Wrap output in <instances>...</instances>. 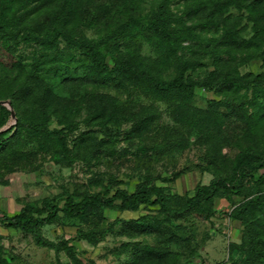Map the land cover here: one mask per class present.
I'll return each mask as SVG.
<instances>
[{"label": "rangeland", "instance_id": "obj_1", "mask_svg": "<svg viewBox=\"0 0 264 264\" xmlns=\"http://www.w3.org/2000/svg\"><path fill=\"white\" fill-rule=\"evenodd\" d=\"M6 1L0 0V10ZM75 1L80 14L89 15L86 36L108 40V70L97 72L91 59L64 41L57 49L55 39L44 46L21 35L8 39L10 67L0 64V103L14 112L7 100L12 97L20 107L12 117L0 108V133L11 129L0 144V216L17 214L24 205L48 206L42 216L53 214L39 229L51 246L0 222L5 264L261 261L253 242H262L264 251V201L255 214L242 215L248 223L229 214L236 204L264 196V169L242 164L244 156H264V1H231L217 8V23L209 25L206 12L189 15L191 5L173 0L178 19L168 32L187 36L179 44L157 32H131L130 17L148 24L157 0H144L137 13L135 6L125 9V0ZM213 5L209 1L207 11ZM24 20L26 28L37 18ZM229 29L234 38L225 35ZM40 57L47 58L45 68L55 66L39 75L51 92L41 89L34 97L26 87L18 93L27 75H16L15 61L25 58L28 65ZM123 57L134 62L112 70ZM215 72L247 86L238 92L197 87L191 99L169 87L174 79L198 82ZM38 123L43 126L36 128ZM138 186L158 189L153 199L160 196L164 204L129 210L112 199L117 189L133 193ZM68 197L85 204L82 217L64 213Z\"/></svg>", "mask_w": 264, "mask_h": 264}, {"label": "trees", "instance_id": "obj_2", "mask_svg": "<svg viewBox=\"0 0 264 264\" xmlns=\"http://www.w3.org/2000/svg\"><path fill=\"white\" fill-rule=\"evenodd\" d=\"M10 1V2H9ZM5 2V6L2 10H0V64H5L6 68L10 67V65L7 63L5 58V52L7 50L8 45L10 44V40H8L10 37H19L21 35V38H25L26 40H34L37 43L48 46V44L55 39L56 41V48H58L59 44L64 41L65 47H70L74 50H77L81 53L84 57L91 62L92 68H96L97 72L98 70L101 71L99 73H102L103 70H108L109 66L106 64L107 59V52H104V49L106 46H109L108 40L106 38L104 39H93L89 38L85 34V27L84 25L87 24V18H89V15L87 17L80 14V8L78 6V2L75 0H54L53 4L55 5V9L50 11V5L52 3V0H9ZM212 2L214 7H211L210 11H207L208 3ZM207 0L205 2L201 1V3L198 5L193 4V0H185L184 6L191 5V9H187L188 14L195 16L198 14L203 15V13H207V23H210L209 25L215 24L217 18L219 17V9H225L227 5H232L231 1L234 0ZM220 1H222L220 3ZM264 0H259L261 4H263ZM144 0H125V9L130 8L132 6H135L133 13H137L138 9L136 7L141 6ZM34 3H36L34 5ZM172 3L173 0H157L156 6L154 7V12L156 14L154 17H152V21H150L148 24H144L141 20L131 16L130 20H132L131 25V32L133 31H140L145 30L147 32H157L158 36L163 39H173L175 42L179 44L181 41L187 39L185 36H180L178 33H174L175 35L172 36L168 30H174L170 28L171 24L175 22V20L178 19V16L173 13L172 10ZM191 3V4H190ZM32 6V7H30ZM28 7H30L28 9ZM26 11V12H25ZM129 12L131 15H133L132 12ZM185 13V11H184ZM13 14L14 17H9L8 15ZM50 14V16H49ZM28 15H32L33 17L37 18L36 20H32L31 24L24 28L23 23L25 22V18ZM52 15V16H51ZM176 19L174 20V18ZM87 19V20H86ZM89 21V20H88ZM91 21V18H90ZM128 24H131V22H128ZM225 35L229 37V35L232 36V31L227 30ZM233 37V36H232ZM184 38V39H183ZM234 38V37H233ZM164 41V40H162ZM235 43L238 41L235 38ZM18 43V42H17ZM234 43H229V45ZM8 54V53H7ZM22 61H15V67L14 70H16V75H19L20 73L26 74V83L19 84L16 91L20 93L25 89L27 93H29L31 96L38 97L39 91L42 89L44 92H51V90L47 87V82L44 81L42 83V80L40 78L41 72H44L46 70H53V68H45V65H43L42 60H46L47 58L40 57L35 62H32L31 64L26 65L24 61H26L25 58H21ZM46 61L45 63H47ZM134 61H129L128 58H121L119 62H117L112 70H124L131 66V63ZM85 70L87 69L86 64L83 63L81 65ZM51 73V72H50ZM91 74V72H89ZM233 76L228 77L227 79L221 78L219 73L215 72L212 73L210 78L207 80H201V81H190L188 83L179 82V79H174L170 82V88L178 89L182 97L184 99L186 98H192L193 94H195V88L202 87L205 90H211L213 87H219V89H222L221 91H235L238 92L241 89H243V84L245 85V82L242 83L241 80H238V77L231 79ZM17 78L13 77V79L10 81L12 84H14L15 80ZM85 79H82V82H84ZM204 81V83L202 82ZM203 83V84H202ZM201 85V86H200ZM249 85V83H248ZM247 86V84L245 85ZM63 93L68 94L69 96H74L76 93H72L69 90L64 91ZM7 100L11 102V106L15 109L14 112L11 110H8L5 105L0 103V108H5L8 110V113L10 117L13 116L12 113H15V115H18L20 111V107H18V103L16 100H14L12 97H8ZM238 103V102H237ZM238 105L241 106L240 103ZM247 125V124H244ZM36 128L43 126L42 123H38L37 125L34 124ZM11 129L9 128L5 132L0 133V144L6 142V140L2 137L9 134ZM238 163V162H237ZM249 164L255 169H264V156L260 155L258 158H251L249 156H244L242 164ZM241 164V165H242ZM264 175V174H263ZM205 191L207 189L205 188ZM158 192V189L156 188H144L142 189L140 186L136 189L135 192L129 193L124 188H119L115 191V194L112 196V199H117L121 201V206L123 209H129V210H135L138 208L139 205L142 203L145 204H164V199L160 196H157L156 199H153V195ZM99 193L98 195H100ZM100 197V196H99ZM264 201V196L262 197H256V198H248L244 200L240 204H236L235 208L231 210L229 214V218L231 219H238L242 220V223L249 222V220H246L247 218H244L243 214L250 215L255 214V207L258 205V203ZM84 207L85 204L75 202L73 198L68 197L66 202L63 205L62 210L64 213L68 216H76V217H82L84 215ZM48 211V206L43 207L42 209H35L33 207H29L27 205H24L20 211L17 214L14 215H4L0 216V222L6 224L7 226L13 227V228H19L23 231L33 233L36 239V242L39 245H49L51 246V242L45 240L40 232L39 229L41 226L50 223L53 219V214L51 215V212L48 214V216L43 217V213ZM49 212V211H48ZM246 226H244L245 229ZM249 230V231H248ZM253 231V232H252ZM247 232L249 233V236L253 237L254 240L257 239L258 234L255 232V230H252V228H247ZM257 234V236H256ZM255 246L259 249L261 253V261L257 260H250L252 261V264H264V251L262 248V245L259 243ZM6 260L2 258L1 252H0V264H5Z\"/></svg>", "mask_w": 264, "mask_h": 264}, {"label": "clouds", "instance_id": "obj_3", "mask_svg": "<svg viewBox=\"0 0 264 264\" xmlns=\"http://www.w3.org/2000/svg\"><path fill=\"white\" fill-rule=\"evenodd\" d=\"M230 226H231V225H229V229L231 230Z\"/></svg>", "mask_w": 264, "mask_h": 264}, {"label": "water", "instance_id": "obj_4", "mask_svg": "<svg viewBox=\"0 0 264 264\" xmlns=\"http://www.w3.org/2000/svg\"><path fill=\"white\" fill-rule=\"evenodd\" d=\"M13 114V116H15V113H12Z\"/></svg>", "mask_w": 264, "mask_h": 264}]
</instances>
